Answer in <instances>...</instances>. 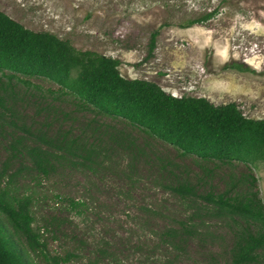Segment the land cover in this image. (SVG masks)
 Instances as JSON below:
<instances>
[{"label":"rangeland","instance_id":"obj_1","mask_svg":"<svg viewBox=\"0 0 264 264\" xmlns=\"http://www.w3.org/2000/svg\"><path fill=\"white\" fill-rule=\"evenodd\" d=\"M0 10L79 50L119 59L126 78L215 105L235 102L246 117L264 118V0H0ZM153 32L155 47L144 60ZM31 81L44 94L33 87L13 94L18 113L0 119V166L17 153L10 190L32 196L34 226L49 255H78L65 264H230L239 225L195 210L198 199L171 188L256 192L264 205V160L226 164L182 155L120 117L80 108L46 78ZM13 134L54 154L47 176L20 147H9ZM42 134L54 143L40 142ZM67 199L83 205L70 208ZM182 223L194 226L183 232ZM169 229L174 236L165 235ZM31 261L46 264L40 255Z\"/></svg>","mask_w":264,"mask_h":264},{"label":"trees","instance_id":"obj_2","mask_svg":"<svg viewBox=\"0 0 264 264\" xmlns=\"http://www.w3.org/2000/svg\"><path fill=\"white\" fill-rule=\"evenodd\" d=\"M212 14L198 21L203 22ZM156 35L153 32L148 39L144 60L155 47ZM120 65L119 59L79 50L54 33L31 30L0 10V119L6 113L12 117L18 113L13 100L18 88L24 87L26 91L33 87L44 94L31 81L43 77L58 85V92L74 97L80 108L120 117L174 145L182 155L226 164L264 160V118L246 117L235 102L215 105L205 97L175 96L146 79L126 78L119 70ZM48 92L54 93L51 89ZM4 128L0 122V133ZM22 128L30 133L27 126ZM38 140L45 145L54 143L44 134ZM9 144L14 151L20 147L19 153L35 169L48 175L54 156L48 149L30 145L24 136L16 134L11 136ZM11 154L0 166V264H34L31 255L42 256L46 264L68 263L78 255L73 252L49 255L40 228L34 226L32 196L10 190L16 172L9 173V162L17 153ZM171 189L182 198H194L195 202L198 199L201 203L195 210L201 208L208 215L228 217L239 225L233 232L230 264H259L264 259V205L256 192L230 195L227 189L199 194L189 183ZM55 197L60 203L61 197ZM67 201L73 209L83 205L72 199ZM197 215L195 211L190 217L192 224ZM192 226L182 223L181 229L189 232ZM174 233V229H169L165 235L174 236Z\"/></svg>","mask_w":264,"mask_h":264}]
</instances>
